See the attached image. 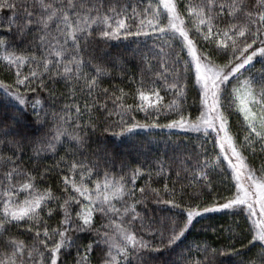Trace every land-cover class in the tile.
Here are the masks:
<instances>
[{
    "label": "snow or ice",
    "instance_id": "obj_1",
    "mask_svg": "<svg viewBox=\"0 0 264 264\" xmlns=\"http://www.w3.org/2000/svg\"><path fill=\"white\" fill-rule=\"evenodd\" d=\"M0 72V264H264V0H0Z\"/></svg>",
    "mask_w": 264,
    "mask_h": 264
},
{
    "label": "trees",
    "instance_id": "obj_2",
    "mask_svg": "<svg viewBox=\"0 0 264 264\" xmlns=\"http://www.w3.org/2000/svg\"><path fill=\"white\" fill-rule=\"evenodd\" d=\"M6 75L4 72H0V78H3ZM129 78L131 77V72L128 74ZM119 83V82H116ZM120 87H124L125 90H129L132 85L130 84L129 79H125L123 83H119ZM167 100V98H166ZM131 102V99H129ZM191 103V98L189 100ZM31 111V109H29ZM137 117L143 119V113H136ZM143 138V133H141ZM209 147H211L209 145ZM152 155H163L165 151V145L163 140H160L157 143L152 144L151 146ZM171 154V153H169ZM63 155V153H61ZM55 163L54 160L45 161L46 165H51ZM48 183H53V181H48ZM138 186L143 185V180L137 181ZM153 187H163L162 183H153ZM150 207H156L151 205ZM156 215H162V213H157ZM236 224L243 226V220L238 217H232L230 215H225L224 213H214L209 214L204 219L200 220L199 223H195L194 227L187 234L185 244L192 246V251L189 253L185 249V256H188L191 264H197L198 261L205 259L203 252H198L197 247H203L205 243L210 245L212 248L223 249L226 245L235 244L236 248L242 253H246V249H241L240 243L238 241H243L245 244L247 241L243 240L242 232H246V229H237ZM229 227L232 228V232H229ZM234 236L235 239L230 237ZM219 260L224 261V264H232V261L237 260L238 258L233 255L219 256Z\"/></svg>",
    "mask_w": 264,
    "mask_h": 264
}]
</instances>
